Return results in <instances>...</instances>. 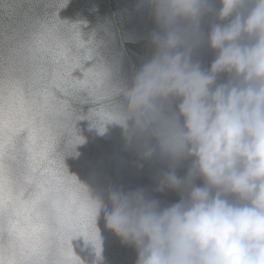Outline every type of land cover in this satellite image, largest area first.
<instances>
[{
    "label": "clouds",
    "instance_id": "9594fccd",
    "mask_svg": "<svg viewBox=\"0 0 264 264\" xmlns=\"http://www.w3.org/2000/svg\"><path fill=\"white\" fill-rule=\"evenodd\" d=\"M147 3L159 10L158 48L124 95L145 158L168 168L157 192L180 201L162 209L138 185H113L115 203L97 213L125 233L137 264H264V0ZM205 46L208 70L194 59Z\"/></svg>",
    "mask_w": 264,
    "mask_h": 264
},
{
    "label": "snow or ice",
    "instance_id": "6c2138e0",
    "mask_svg": "<svg viewBox=\"0 0 264 264\" xmlns=\"http://www.w3.org/2000/svg\"><path fill=\"white\" fill-rule=\"evenodd\" d=\"M57 2L0 0V264H80L70 246L78 236L103 252L97 205L57 148L65 136L83 142L73 105H93L86 118L101 131L125 116L109 69L84 71L78 28L43 15Z\"/></svg>",
    "mask_w": 264,
    "mask_h": 264
},
{
    "label": "water",
    "instance_id": "95a60500",
    "mask_svg": "<svg viewBox=\"0 0 264 264\" xmlns=\"http://www.w3.org/2000/svg\"><path fill=\"white\" fill-rule=\"evenodd\" d=\"M216 8L219 10V5ZM43 15L56 16L60 23L78 28L84 71L97 64L109 69L112 82L120 90L113 103L127 120V126L106 123L101 131V127L86 118L93 105H73L85 117L75 123L76 136L83 142L70 146L67 136L59 142L57 154L62 157L67 174L87 190L91 201L102 206L115 203L110 192L113 185H138L146 199L159 202L162 209L179 203L178 194L157 192L159 180L168 168L145 158V136L136 125L135 105L124 95L126 88L135 86L137 69L146 59L129 45L146 42L158 46L154 38L160 20L158 7L149 6L147 0H58L55 6L46 7ZM211 23V18H207L202 25L205 39ZM194 58L213 63L215 57L205 46ZM73 78L83 79V72L77 70ZM187 169L185 163L177 170L178 177L184 178ZM197 186L203 185L198 182ZM95 229L102 239V254L84 236L70 241L80 264H137L135 249L130 247L125 233L109 221L103 207L95 217Z\"/></svg>",
    "mask_w": 264,
    "mask_h": 264
},
{
    "label": "bare ground",
    "instance_id": "6f19581e",
    "mask_svg": "<svg viewBox=\"0 0 264 264\" xmlns=\"http://www.w3.org/2000/svg\"><path fill=\"white\" fill-rule=\"evenodd\" d=\"M140 43V44H139ZM136 44H130L129 47L136 53H138L139 55L143 56V57H148L149 55H151L154 51L157 50L156 47L152 45H150V43H146V42H139ZM139 44V45H138ZM195 59V58H194ZM200 62L201 66L203 69L208 70L211 67L210 63H207L208 61L206 60H202V59H196ZM221 83L223 81H220Z\"/></svg>",
    "mask_w": 264,
    "mask_h": 264
},
{
    "label": "rangeland",
    "instance_id": "374dc122",
    "mask_svg": "<svg viewBox=\"0 0 264 264\" xmlns=\"http://www.w3.org/2000/svg\"><path fill=\"white\" fill-rule=\"evenodd\" d=\"M140 44V43H139ZM138 44V45H139ZM148 44V43H147ZM150 45H152V44H150ZM154 47H156V48H158V46H155V45H153ZM195 59H197V58H195ZM200 60V59H199ZM207 63H210V62H207ZM210 64H212V63H210Z\"/></svg>",
    "mask_w": 264,
    "mask_h": 264
}]
</instances>
